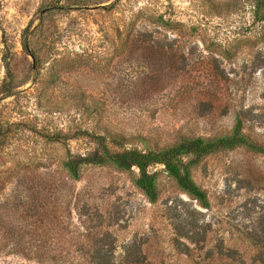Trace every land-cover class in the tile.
Here are the masks:
<instances>
[{
    "label": "rangeland",
    "instance_id": "rangeland-1",
    "mask_svg": "<svg viewBox=\"0 0 264 264\" xmlns=\"http://www.w3.org/2000/svg\"><path fill=\"white\" fill-rule=\"evenodd\" d=\"M262 12L264 0H0V264H129L134 243L144 263L207 264L176 240L188 222L212 243L257 226L264 154L244 145L192 166L208 209L160 166L152 203L135 169L86 164L74 178L64 161L93 150L84 131L145 149L241 120L264 146Z\"/></svg>",
    "mask_w": 264,
    "mask_h": 264
},
{
    "label": "trees",
    "instance_id": "trees-1",
    "mask_svg": "<svg viewBox=\"0 0 264 264\" xmlns=\"http://www.w3.org/2000/svg\"><path fill=\"white\" fill-rule=\"evenodd\" d=\"M264 20V13H261ZM25 51L30 52L28 41L22 42ZM6 75L1 86L3 97L13 95L11 86L12 73L9 62L6 59ZM82 134L87 136L94 143L93 150L85 156L71 157L64 161V166L72 177L77 178L81 169L86 164L99 165L109 164L123 171L137 170V176L134 179L135 185L142 190L147 199L154 203L160 194L158 185V170H150L157 166L162 167V171L170 177L177 186L186 194L195 199L203 208H210V201L206 190L201 188L192 177V166L202 157L226 148H232L237 145H244L246 148L263 153L264 146L252 140L242 130L241 120H238L232 132L220 136L202 137V136H183L178 141L162 147H146L139 149L128 147L124 137L119 134H95L84 131ZM191 224V235L185 233V226L176 236L179 243L181 238L186 236L189 243L194 244L197 249L202 251L198 255L202 261L207 264H264V216H261L257 226L247 231H239L234 236L213 242L207 236V231L203 225H199L197 218L188 222ZM203 230L200 232V230ZM109 251L95 250L92 258L109 259ZM184 255L179 252V256ZM126 256L130 264H151L144 263L146 257L142 245L132 244L126 251ZM187 254L183 262H197V258H192ZM214 262V263H213ZM184 263V264H185ZM163 264V263H158Z\"/></svg>",
    "mask_w": 264,
    "mask_h": 264
}]
</instances>
